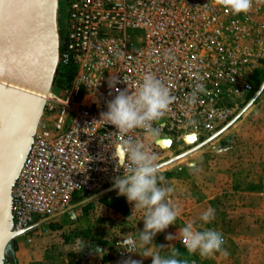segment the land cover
<instances>
[{"label":"built area","instance_id":"obj_1","mask_svg":"<svg viewBox=\"0 0 264 264\" xmlns=\"http://www.w3.org/2000/svg\"><path fill=\"white\" fill-rule=\"evenodd\" d=\"M59 2L55 84L65 86L60 94H47L12 188V230L24 236L68 209L77 196L112 188L113 177L123 174L112 158L121 144L111 134L114 127L92 123L107 111L116 89L135 91L151 72L177 97L159 121L158 141L144 139L139 129L130 133L157 154L161 140L194 136L195 143L228 124L240 99L255 91L256 74L264 68V0H253L252 10L239 15L219 0ZM166 53L175 59L166 60ZM111 76L121 81L112 89ZM198 76L206 92L188 106L185 96ZM189 120L196 124L189 126ZM129 239L124 241L127 251Z\"/></svg>","mask_w":264,"mask_h":264},{"label":"rangeland","instance_id":"obj_2","mask_svg":"<svg viewBox=\"0 0 264 264\" xmlns=\"http://www.w3.org/2000/svg\"><path fill=\"white\" fill-rule=\"evenodd\" d=\"M52 9L57 46L61 27L59 0ZM50 63L48 93L53 90L60 94L65 84H55L58 56ZM263 82L264 68L256 74L255 91L240 99L233 118L214 135L195 143H187L186 139L161 140L169 142L159 144L157 162L160 173L173 188L170 198L180 206L181 214L174 225L154 238L155 245L169 247L157 249L153 245V251L166 256L174 247L188 264H264V88L255 98ZM98 194L77 196L68 209L46 218L36 235L33 232L20 238L26 241L28 250L38 251L30 264H119L129 255L124 241L143 228L142 214L132 213V205L116 191L92 199ZM114 197L123 200L121 211L103 206V201ZM209 207L215 209V219L204 224L199 218ZM188 221L220 231L225 239L223 248L229 255L217 253L214 258L204 259L198 254L188 255L179 238L165 240L168 233L176 234ZM14 240L6 248L10 264H18ZM96 247L102 251L95 253ZM143 264H151V258H144Z\"/></svg>","mask_w":264,"mask_h":264},{"label":"clouds","instance_id":"obj_3","mask_svg":"<svg viewBox=\"0 0 264 264\" xmlns=\"http://www.w3.org/2000/svg\"><path fill=\"white\" fill-rule=\"evenodd\" d=\"M219 2L236 15L247 14L253 7V0H219ZM256 2L259 3L261 0ZM165 59L174 60L175 57L171 53H166ZM203 79L198 76L192 90L186 94L185 102L188 106H195L200 94L206 92L201 82ZM120 82L116 76H111L108 82L109 88H115ZM123 82H125L124 78ZM116 93L114 98L107 102V111L100 112L99 120H93L92 123L111 125L115 129L111 134L120 137V148L115 149L112 158L116 161V168L119 163L123 174L113 177L112 189L132 205V213L142 214L143 221V228L129 239L130 250L127 252L129 255L119 264H143L144 258H151V264H188L186 259L180 258L182 254L174 247L166 256H162L158 250H152L156 235L175 224L181 214V208L170 198L173 188L160 173L157 154L144 142V139L153 143L158 141L161 135L159 121L170 111L177 97L151 72L143 75L135 91H130L127 86L123 90L116 89ZM195 124V120L188 121L189 126ZM137 129L142 130L144 139L130 135ZM105 147L110 148L109 145ZM199 219L204 224L211 223L215 219V209L209 207ZM177 238L188 255L198 254L204 259L214 258L217 253L223 257L229 255L223 248L225 239L220 231L198 227L193 221H188L180 227L176 234L168 233L165 236L166 241ZM155 246L157 249H164L169 247V244ZM78 249H81L80 246ZM137 249L140 250L139 255ZM93 251L98 253L102 250H97L96 247ZM134 256H139L141 259H134Z\"/></svg>","mask_w":264,"mask_h":264},{"label":"water","instance_id":"obj_4","mask_svg":"<svg viewBox=\"0 0 264 264\" xmlns=\"http://www.w3.org/2000/svg\"><path fill=\"white\" fill-rule=\"evenodd\" d=\"M54 2L0 0V264H10L6 248L21 235L12 230V188L43 115L48 66L58 56ZM263 88L264 82L255 98Z\"/></svg>","mask_w":264,"mask_h":264},{"label":"crops","instance_id":"obj_5","mask_svg":"<svg viewBox=\"0 0 264 264\" xmlns=\"http://www.w3.org/2000/svg\"><path fill=\"white\" fill-rule=\"evenodd\" d=\"M110 200V199H109ZM103 206L106 208H110L108 205L103 203ZM110 210H114L112 208H110ZM44 226V223L42 222L41 224H39L38 228ZM24 237H17V239H15L13 241V247L15 249L14 253L16 256V261L18 262V264H30V262L32 261L33 258H36V256L38 255V251L37 250H28L27 249V245H26V241H23V239H20Z\"/></svg>","mask_w":264,"mask_h":264},{"label":"trees","instance_id":"obj_6","mask_svg":"<svg viewBox=\"0 0 264 264\" xmlns=\"http://www.w3.org/2000/svg\"><path fill=\"white\" fill-rule=\"evenodd\" d=\"M103 202L114 210L121 211L123 209V200L121 198L114 197L110 200H105Z\"/></svg>","mask_w":264,"mask_h":264},{"label":"bare ground","instance_id":"obj_7","mask_svg":"<svg viewBox=\"0 0 264 264\" xmlns=\"http://www.w3.org/2000/svg\"><path fill=\"white\" fill-rule=\"evenodd\" d=\"M195 141V137L194 136H191V137H187L186 138V142L187 143H192ZM168 144V141H164V142H161V145H167Z\"/></svg>","mask_w":264,"mask_h":264}]
</instances>
